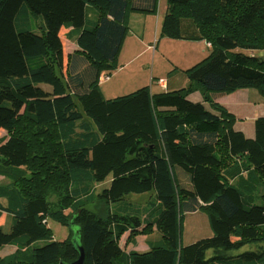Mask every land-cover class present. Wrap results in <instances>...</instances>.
Listing matches in <instances>:
<instances>
[{
    "label": "trees",
    "instance_id": "1",
    "mask_svg": "<svg viewBox=\"0 0 264 264\" xmlns=\"http://www.w3.org/2000/svg\"><path fill=\"white\" fill-rule=\"evenodd\" d=\"M157 3L0 0V218H11L9 232L0 225V264L73 262L79 233L85 264H264V116L247 137L212 98L264 96V0H168L161 35L184 38L189 20L211 45L185 70L203 102L188 98L192 86L106 98L100 74L118 68L130 15ZM62 28L78 46L67 64ZM150 191L152 206L126 199ZM62 192L55 208L50 197ZM197 211L212 235L184 244L185 217ZM49 217L69 226L68 238L54 239ZM154 228L162 242L149 251L121 248L126 231L133 239ZM7 245L15 250L1 255Z\"/></svg>",
    "mask_w": 264,
    "mask_h": 264
},
{
    "label": "crops",
    "instance_id": "2",
    "mask_svg": "<svg viewBox=\"0 0 264 264\" xmlns=\"http://www.w3.org/2000/svg\"><path fill=\"white\" fill-rule=\"evenodd\" d=\"M167 9L168 0H158L155 11H136L130 15L129 29L118 54V68L113 71L115 73L113 82L111 83L112 75L107 71H102L100 74V87L103 94L102 84L105 81L111 83L106 89L109 96L104 94L106 98L127 94L146 86H149L153 93L192 86L194 91L189 94L188 98L194 102L204 101L200 86L188 78L185 70L208 57L212 48L205 40L194 38L197 35V30L193 22L189 20L182 22L184 38H164L161 35V28ZM87 13V23L89 24L96 19V10L88 4ZM60 35L67 64L69 56L72 57V54L78 50L76 35L72 28H62ZM160 49L161 53L159 54ZM150 58H152L151 61ZM150 64L151 67H149ZM103 74L104 82L101 80ZM155 77H158L157 84ZM162 81L165 82V85L161 83ZM212 98L235 115L234 127L237 130L243 131L247 137L255 136L254 125L244 123L243 119L251 116L255 121L256 118L264 116V96L258 90L248 88L230 94L214 93ZM197 213L199 211L190 214ZM211 235L212 232L207 236ZM161 242L162 235L156 228L149 234H139L133 239L130 237V230H128L122 235L120 246L126 252H147L152 246Z\"/></svg>",
    "mask_w": 264,
    "mask_h": 264
},
{
    "label": "rangeland",
    "instance_id": "3",
    "mask_svg": "<svg viewBox=\"0 0 264 264\" xmlns=\"http://www.w3.org/2000/svg\"><path fill=\"white\" fill-rule=\"evenodd\" d=\"M37 17V16H36ZM40 18V17H37ZM37 24L39 26V23L37 21ZM34 27H37L34 25ZM165 38V37H164ZM163 47V45H162ZM161 47V48H162ZM158 53H161V49L158 51ZM256 55L261 54L262 52L257 51L255 52ZM152 58H150L151 61ZM168 59V57H167ZM158 62V61H157ZM149 67H151V64L149 65ZM114 70L111 71H107L108 73H110V75H112V80L111 83L114 80V76L115 73L113 72ZM150 72V71H149ZM147 74H149L147 72ZM150 76V74H149ZM155 83L157 84L158 81V77H155ZM103 82L105 80V76L103 74L102 79ZM110 81H105V83L102 84L103 87V91L104 94L106 96H109V94L107 93L106 89L108 88V86L111 85V83H108ZM156 90V88H154ZM254 89V88H252ZM257 90V89H254ZM121 95H126V94H119L118 96ZM261 106H263V104H261ZM248 112H250L248 110ZM243 122L246 124H252L254 125V120L253 118H251V116L243 119ZM7 133L4 130H0V138L5 136ZM8 181L3 177L0 176V184H6ZM110 184V179L107 180L104 183L98 184L97 185V189L95 188V190H102L104 187H108ZM154 192L150 191V192H145V193H141V194H137V193H130L126 196V199L136 203L138 205H142L143 207L145 206H152V203L154 201ZM62 197H63V192L59 195V194H54L53 196L50 197L52 204L55 206V208H62ZM91 205H93V208L95 209V211L98 214H105L106 212V206L101 203L98 202V200H95L94 202L91 203ZM66 212H69V210H66ZM10 223V224H9ZM0 225H3L5 228V231L9 232L11 229V218L6 215L3 214V216L0 218ZM48 226L51 228L53 237L55 240L58 241H63L66 238L69 237V235L71 234V230L69 228L68 225L63 224L62 222H60L59 220L53 218V217H49L48 218ZM212 232V229L210 227V222L208 219V216L206 213L204 212H199L197 214H189L185 217L184 220V229H183V236H182V241L184 244H188L191 243L197 239H201L204 237H208L207 235H209ZM132 238V237H131ZM40 244H44V242H40ZM15 250V246L13 245H7L4 250L2 251L1 255H5L8 254L10 252H13Z\"/></svg>",
    "mask_w": 264,
    "mask_h": 264
},
{
    "label": "water",
    "instance_id": "4",
    "mask_svg": "<svg viewBox=\"0 0 264 264\" xmlns=\"http://www.w3.org/2000/svg\"><path fill=\"white\" fill-rule=\"evenodd\" d=\"M80 233L78 235V238L74 237V241L76 242V248L78 249L79 252V257L73 262H62L61 264H85V250L84 247L80 243Z\"/></svg>",
    "mask_w": 264,
    "mask_h": 264
},
{
    "label": "built area",
    "instance_id": "5",
    "mask_svg": "<svg viewBox=\"0 0 264 264\" xmlns=\"http://www.w3.org/2000/svg\"><path fill=\"white\" fill-rule=\"evenodd\" d=\"M208 45L211 46L209 43H208ZM161 83H162L163 85H165V82H164V81H162Z\"/></svg>",
    "mask_w": 264,
    "mask_h": 264
}]
</instances>
